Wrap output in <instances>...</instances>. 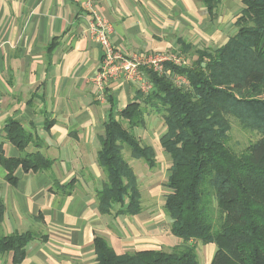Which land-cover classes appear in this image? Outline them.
<instances>
[{"label":"crops","instance_id":"0c3cea01","mask_svg":"<svg viewBox=\"0 0 264 264\" xmlns=\"http://www.w3.org/2000/svg\"><path fill=\"white\" fill-rule=\"evenodd\" d=\"M85 2L0 0V145L9 158L41 155L52 161L41 171L17 166L12 172L15 183L7 180V170L0 165L2 232L35 234L17 264H91L95 235L104 237L117 253L169 251L181 242L170 233L165 197L163 216L157 218L144 208L135 215L98 211L95 191L104 175L96 155L104 121L129 103L137 88L123 78L111 80L104 99H97L91 78L102 50L87 34L90 12ZM91 2L111 23L116 47L146 54L180 52L182 41L191 45L190 53L220 46L236 31L241 8L240 0H222L212 15L200 0ZM193 56H184L186 62ZM10 121L19 122L30 136L24 149L5 138ZM158 146L163 151L159 138ZM72 178L75 184L69 192L57 187ZM143 199L141 194V207ZM189 243L196 247L197 264L200 255L206 257L202 264H209L216 245ZM0 264H12V254H0Z\"/></svg>","mask_w":264,"mask_h":264},{"label":"trees","instance_id":"16d2710c","mask_svg":"<svg viewBox=\"0 0 264 264\" xmlns=\"http://www.w3.org/2000/svg\"><path fill=\"white\" fill-rule=\"evenodd\" d=\"M200 1L212 15L221 2ZM240 4L236 31L223 44L190 53L191 45L182 41L180 52L195 58L184 65L165 64L172 75H184L188 87L146 70L150 90L136 89L129 103L110 112L99 138L96 159L104 177L95 191L98 211L135 215L142 208L141 193L123 151L153 169L155 149L143 143L135 129L146 126L148 115L162 117L165 131L159 144L170 158L164 211L171 219L170 233L181 242L169 251L117 253L104 237L95 235L91 264H197L196 247L189 243L193 240L216 245L209 264H264V0ZM232 118L258 135L239 152L229 145ZM5 138L24 149L30 136L19 122L10 121ZM51 164L41 155L6 157L0 145V165L11 183L17 166L41 171ZM74 184L72 178L57 187L69 192ZM3 214L0 200V254L11 253L12 264H17L35 234H4Z\"/></svg>","mask_w":264,"mask_h":264},{"label":"built area","instance_id":"2783aa9c","mask_svg":"<svg viewBox=\"0 0 264 264\" xmlns=\"http://www.w3.org/2000/svg\"><path fill=\"white\" fill-rule=\"evenodd\" d=\"M84 6L90 12L87 34L99 44L102 50L100 63L91 78L98 100L104 99L107 84L111 80L119 78L132 82L141 92H148L152 84L146 74V70H151L158 75L168 76L178 87L189 86L184 75H172L165 68V64L168 62L174 65L187 64L185 57L180 52L125 53L113 44L111 40L112 25L98 7L92 4L91 0H86Z\"/></svg>","mask_w":264,"mask_h":264},{"label":"rangeland","instance_id":"374dc122","mask_svg":"<svg viewBox=\"0 0 264 264\" xmlns=\"http://www.w3.org/2000/svg\"><path fill=\"white\" fill-rule=\"evenodd\" d=\"M219 7L220 4L216 7V10H218ZM232 30V25L228 24L227 32L230 33ZM207 44H210V42H207L206 44L204 43L203 45ZM211 46L214 45L211 43ZM188 61L190 62L189 58ZM146 119V128H137L135 129V133L139 135L143 143H150L156 147V159L158 161L157 166L153 170L147 171L148 167L145 165L143 159L132 158L129 152L125 150L123 152L125 159L129 161L130 165L137 174L139 189L144 197V203L142 207L144 208L143 210L151 213V216L153 214L155 218H157L163 216L164 212L162 209V202L164 200L165 193L167 192L165 180L168 174V166L170 162L169 157L163 153V151H161L158 146V138L165 131V125L163 123L162 117L153 113L148 115ZM257 137V133L249 130H243L233 118L231 119L229 145L234 150L238 152L241 151L249 142L254 141L257 139ZM193 242L195 243V240H193ZM200 256L199 262L202 264L206 257L203 258V255L201 257Z\"/></svg>","mask_w":264,"mask_h":264}]
</instances>
